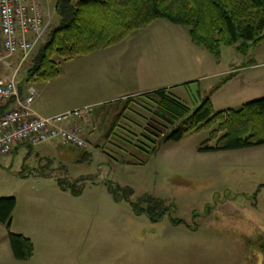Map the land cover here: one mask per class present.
Masks as SVG:
<instances>
[{
  "label": "rangeland",
  "instance_id": "1",
  "mask_svg": "<svg viewBox=\"0 0 264 264\" xmlns=\"http://www.w3.org/2000/svg\"><path fill=\"white\" fill-rule=\"evenodd\" d=\"M218 52L213 54L197 45L188 25L159 18L95 54L56 60L65 74L63 80L68 84L73 81L75 86L71 90L66 85L63 95L69 98L76 95L82 80L91 79V73L103 87L114 85L124 94L166 89L191 111L209 96L217 111L239 110L247 102L264 97V42L257 47L221 45ZM251 62L263 63L257 72L260 80L253 87L248 84L249 78L245 85L239 77L223 86L236 68ZM30 63L31 60L22 69V78ZM63 80L52 84L51 95L55 90L61 92ZM40 84L35 86L39 88ZM115 94L111 92L112 96ZM159 97L135 94L109 103L111 106L98 118L102 121L99 129L104 137L110 136L108 139L97 137L100 130L90 114L81 125L89 148L60 146L53 155V163L59 168L54 170L58 178L67 177L72 183L73 172H77L85 174L79 178L85 182L79 181L78 186L97 180L84 185L85 198L102 193L90 189V185L112 182L120 187L121 194L123 188L131 190L135 203L145 206L149 199H157L168 208L152 218L146 212L135 211L130 203L102 205L106 211H133L136 216L121 218L115 229L92 235L95 238L89 243L95 240V244L118 247L117 259L111 264H222L225 247H239L243 264H264V144L201 152L199 149L206 142L216 143L218 135L213 132L218 125L192 132L180 141L159 143L170 128L156 117L160 113ZM44 102L47 96L38 100ZM155 144L157 148L151 152ZM80 152L85 153L89 165L78 166L75 160ZM22 159H0V198L24 196L26 189L20 186L21 173L17 171ZM99 168L103 169L101 173ZM33 190L44 191L39 186ZM102 191L107 195L106 186ZM0 225L3 247L8 228ZM181 247L213 249L206 261L204 249L192 255L189 248Z\"/></svg>",
  "mask_w": 264,
  "mask_h": 264
},
{
  "label": "trees",
  "instance_id": "2",
  "mask_svg": "<svg viewBox=\"0 0 264 264\" xmlns=\"http://www.w3.org/2000/svg\"><path fill=\"white\" fill-rule=\"evenodd\" d=\"M57 24L53 26L31 59L22 83H43L61 75L56 57L72 60L114 46L133 32L147 28L155 20L166 18L190 27L193 41L218 54L221 45L258 46L264 42V0H57ZM233 75L225 79H232ZM166 89L145 93L159 95L160 113L156 117L170 128L159 143L180 141L192 132L212 129L215 144L206 142L201 152L241 149L264 144V97L252 100L239 110H220L214 107L211 96L191 111L179 99L167 94ZM221 133V135H219ZM154 142V141H153ZM156 143V142H154ZM154 145L151 152H154ZM150 152V153H151ZM79 179L66 183L74 195L83 187ZM117 201L129 202L135 211L146 212L152 218L168 211L164 202L149 199L147 205L135 203L131 190L107 182ZM17 205L14 196L0 198V222L9 229V240L15 258L28 261L35 253L33 241L10 230ZM208 213V209L206 211ZM181 223V220H174Z\"/></svg>",
  "mask_w": 264,
  "mask_h": 264
},
{
  "label": "crops",
  "instance_id": "3",
  "mask_svg": "<svg viewBox=\"0 0 264 264\" xmlns=\"http://www.w3.org/2000/svg\"><path fill=\"white\" fill-rule=\"evenodd\" d=\"M52 3L54 5V1ZM262 67L263 63L259 64L256 62L241 65L232 73L233 80L235 81L238 77L242 78L244 80L242 83L247 85L249 78L248 84L253 87L256 81L260 80L257 72ZM91 76H89L91 78L89 79L86 75L87 79L81 81L83 84L79 83V90L73 98L63 95L64 90L67 88L66 85L71 90L75 87L72 84L73 81H70L68 84L67 80H63L65 77L63 72H61L59 77L40 84L39 88L36 87L39 94L34 102L35 110L42 115L51 116L75 108L90 107V114L94 117V122L99 129L102 121L98 120V118L105 113V109L108 106H111L108 105L109 103L121 101L128 95H144L145 93L153 91L152 88L150 90L134 92V94H124L122 90L118 92V87L114 85L103 87L104 84L101 85L97 82L94 73H91ZM57 80L64 81L62 83L64 84L63 88L61 92L53 91L54 95H51L52 92L49 91V88L52 84L58 82ZM230 82L231 79L223 86H227ZM21 86H23V92L26 93L28 83L24 82ZM111 92L117 94L112 96ZM43 96H47V102L38 103V100ZM211 98L214 102L213 97ZM98 136L102 139H108L110 137L107 135L104 137L101 130L98 132ZM60 146L74 147L64 145L58 140H53L39 146L21 143L16 145L10 154L0 157V159L9 158L11 162H14L18 156L23 157L22 162L17 166V171L21 173L18 175L19 178L21 177L19 179L20 186L26 190H23L24 196L22 198L19 195L15 196L17 205L13 214L10 230L14 233L25 235L35 245V253L30 260L18 261L14 256L10 244L9 229H6L7 233L2 241L3 247H0V261L5 262V264H111L117 259L118 247L95 244V240L89 243V239L95 238L92 235H98L102 230L107 229L108 231L113 228L115 229L121 218H132L136 215L133 211L116 212L103 210L102 205L105 206L111 202L114 204L111 203L113 205H109L110 207H117V204L129 203L125 200L117 202L110 193L107 182L104 184L90 185V189L96 188L102 192L99 196L94 195L85 198L84 190L80 195H74L67 188L66 183H69L67 177L63 179L55 176L54 170L59 168L53 163V155H56ZM75 161L78 166L85 163L89 165V161H86L84 152H80ZM99 170L101 173L103 169L99 168ZM46 171H49V174ZM83 176L85 174L73 172V180L71 181L74 182ZM87 181L85 184H95L97 180ZM38 186L43 187L44 191L33 190V188H37ZM105 186L108 191L107 195L102 191ZM36 194H39V196H36ZM109 195L111 198L108 197ZM0 224L7 226L1 222ZM239 226H242V224H239ZM181 248H189L192 251V255L196 254L198 250L202 251L204 249V258L206 261L208 259L210 260L211 250L213 249V247ZM224 249L222 264L244 263V261H240L241 251L239 247H225ZM230 249H232V256H230Z\"/></svg>",
  "mask_w": 264,
  "mask_h": 264
},
{
  "label": "built area",
  "instance_id": "4",
  "mask_svg": "<svg viewBox=\"0 0 264 264\" xmlns=\"http://www.w3.org/2000/svg\"><path fill=\"white\" fill-rule=\"evenodd\" d=\"M56 7L57 0H0V157L21 143L58 140L89 148L81 125L89 119L90 107L45 116L34 108L39 94L34 84L20 92L22 69L46 42L57 20Z\"/></svg>",
  "mask_w": 264,
  "mask_h": 264
},
{
  "label": "water",
  "instance_id": "5",
  "mask_svg": "<svg viewBox=\"0 0 264 264\" xmlns=\"http://www.w3.org/2000/svg\"><path fill=\"white\" fill-rule=\"evenodd\" d=\"M20 92H21V93L23 92V86L20 87Z\"/></svg>",
  "mask_w": 264,
  "mask_h": 264
}]
</instances>
